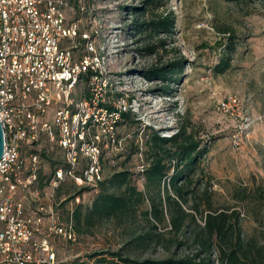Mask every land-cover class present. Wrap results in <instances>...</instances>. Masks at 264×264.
Returning a JSON list of instances; mask_svg holds the SVG:
<instances>
[{"label": "rangeland", "instance_id": "rangeland-1", "mask_svg": "<svg viewBox=\"0 0 264 264\" xmlns=\"http://www.w3.org/2000/svg\"><path fill=\"white\" fill-rule=\"evenodd\" d=\"M64 1L66 19L77 22L88 35L109 77L107 100L126 95L131 112L132 121L123 120L117 126L123 150L111 156L102 152V180L115 170L127 168L132 185L143 192L138 171L139 139L144 150L150 132L169 137L180 123L191 122L195 134L209 147L201 166L210 202L217 208L238 210L244 235L264 243V0H169L175 29L169 37H161L165 45L156 57L141 50L143 38L129 26L132 15L127 7L139 5V0ZM83 54L80 42L74 57ZM222 57H228L230 65L217 73L215 67ZM179 60L182 73L176 83L148 81L139 74L152 64ZM84 90L85 84L79 85L78 94ZM226 95L239 100L235 115L226 116L217 110L218 100ZM30 152L39 154L36 186L42 190L43 203L58 212L61 222L72 220L75 241L51 238L59 264H121L111 255L117 250L130 257L154 259L191 250L176 249L167 221L158 225L160 236L149 247L126 244L147 229L143 215L147 201L138 203L130 217L93 215L87 222L99 192L97 185L77 195L79 187L68 178L51 190L49 172L64 166L62 150L45 137L22 149L24 155ZM74 211L81 216L78 226L72 218ZM197 221L202 224L200 216Z\"/></svg>", "mask_w": 264, "mask_h": 264}, {"label": "built area", "instance_id": "built-area-1", "mask_svg": "<svg viewBox=\"0 0 264 264\" xmlns=\"http://www.w3.org/2000/svg\"><path fill=\"white\" fill-rule=\"evenodd\" d=\"M66 8L64 0H0V264H59L51 238L76 239L71 218L61 222L51 205L36 202L24 214L31 203L25 194L39 183V154L24 155L23 148L46 137L62 150L64 166L49 180L54 190L68 178L79 188L95 187L102 180V152L111 156L124 147L117 126L128 111L127 97L107 100L109 77L88 35L67 22ZM78 37L85 54L75 58ZM81 84L85 90L78 94ZM238 107L235 95L217 102L226 116ZM138 150L143 184L142 139Z\"/></svg>", "mask_w": 264, "mask_h": 264}, {"label": "trees", "instance_id": "trees-1", "mask_svg": "<svg viewBox=\"0 0 264 264\" xmlns=\"http://www.w3.org/2000/svg\"><path fill=\"white\" fill-rule=\"evenodd\" d=\"M168 1L139 0V5L127 7L132 15L129 26L143 38L141 50L150 56L159 55L165 45L161 37H169L175 29L176 21L168 9ZM80 42L83 40L78 37L77 46ZM229 61L228 57H222L215 71L223 73L229 68ZM181 73L180 60L139 70L148 81L168 83H176ZM122 118L132 121L131 112L123 113ZM145 145L141 152L145 164L143 192L132 185V174L127 168L115 170L98 182L99 192L86 220L93 215L130 217L138 203L147 201L148 208L143 211L147 229L135 234L126 244L149 247L160 236L158 225L164 226L167 221L175 236L176 249L191 250L159 259L130 257L117 250L111 253L112 257L121 264H214V255L217 264H264V243L244 235L239 211L232 207L217 208L210 202L205 170L201 166L209 147L195 134L191 122L180 123L169 137L152 131ZM88 189L79 188L77 195ZM197 216L201 217L202 224L198 223ZM72 218L75 226L81 223L78 211L73 212Z\"/></svg>", "mask_w": 264, "mask_h": 264}, {"label": "crops", "instance_id": "crops-1", "mask_svg": "<svg viewBox=\"0 0 264 264\" xmlns=\"http://www.w3.org/2000/svg\"><path fill=\"white\" fill-rule=\"evenodd\" d=\"M80 162H81L80 165L83 166L84 160H81ZM56 168H58V166L57 167H53V169L50 170V172H49L50 173V176L53 175V172H54V170ZM38 175H39V171H38ZM62 183L60 185H62ZM60 185H59V187H60ZM36 190L39 193H41V196H42V190H39L38 188H34L33 187V188H30L29 190H27V193L25 194L24 202H31V203H25V206H24V214L27 213L29 207H35L36 206V202H46V200L43 199V196L41 197V196H38V195L35 194L36 193ZM21 195H22V192L21 191H17L16 198L21 197ZM52 195L53 194H51V196ZM47 202H49V200Z\"/></svg>", "mask_w": 264, "mask_h": 264}, {"label": "water", "instance_id": "water-1", "mask_svg": "<svg viewBox=\"0 0 264 264\" xmlns=\"http://www.w3.org/2000/svg\"><path fill=\"white\" fill-rule=\"evenodd\" d=\"M3 146H4V137H3V130H2L1 122H0V158L2 156Z\"/></svg>", "mask_w": 264, "mask_h": 264}]
</instances>
